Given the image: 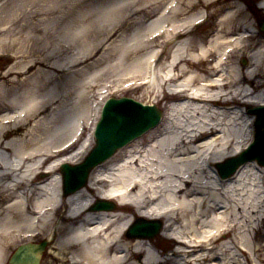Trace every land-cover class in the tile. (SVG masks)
Wrapping results in <instances>:
<instances>
[{"label":"bare ground","instance_id":"obj_1","mask_svg":"<svg viewBox=\"0 0 264 264\" xmlns=\"http://www.w3.org/2000/svg\"><path fill=\"white\" fill-rule=\"evenodd\" d=\"M27 7L42 12L36 32L0 36V50L45 42L41 61L56 58V72L30 68V58L24 80L0 81V264L42 238L47 264H264V230L254 226L264 222V171L255 161L227 179L216 171L249 143L246 109L264 105V21L248 0H8L4 17ZM112 88L161 108L162 119L64 197L59 166L92 146L101 107L83 139L91 101ZM98 199L116 207L92 209ZM138 217L163 220L169 255L156 239L128 235Z\"/></svg>","mask_w":264,"mask_h":264},{"label":"water","instance_id":"obj_2","mask_svg":"<svg viewBox=\"0 0 264 264\" xmlns=\"http://www.w3.org/2000/svg\"><path fill=\"white\" fill-rule=\"evenodd\" d=\"M261 29L264 31V23ZM248 112L256 115L254 140L239 156L218 167L222 178L232 175L241 164L248 160H256L264 166V106L250 108ZM160 118L161 112L154 106L143 105L126 97L107 100L103 106L101 118L95 127L94 147L83 162L61 166L64 196L82 188L95 166L108 159L117 149L132 139L156 126ZM113 208L114 204L105 201H98L92 207L95 210ZM160 228L161 224L158 222L138 220L129 229L128 235L151 238L159 232ZM44 248L45 242L39 246L22 245L10 257L9 262L11 264H39L36 254L42 252Z\"/></svg>","mask_w":264,"mask_h":264},{"label":"rangeland","instance_id":"obj_3","mask_svg":"<svg viewBox=\"0 0 264 264\" xmlns=\"http://www.w3.org/2000/svg\"><path fill=\"white\" fill-rule=\"evenodd\" d=\"M7 2H8V0L0 1V36H6V37H10V38L15 37V38L23 39L25 37L26 33L30 32V31L36 32L35 31V26H34L33 23H35V21L37 19H40L42 17L41 14L38 15V13L40 11H38L35 8H32V7H27V10L25 11V9L23 8V9L19 10L17 15L12 19V21H10L8 23V20H6V18L4 17V9H3V5L5 6ZM248 3L250 5H252L254 10L258 11L259 14L257 15L256 19L258 18V19H262L264 21V10L259 9L252 2V0H248ZM40 13H42V12H40ZM252 13L254 14V16H256L255 11H252ZM12 23H17L16 26H18V27H16L15 25L11 26ZM22 25H24V28L21 31H19L18 29H19L20 26L22 27ZM209 25H211L210 21L198 26V28H197L198 32L197 33L198 34L203 33L204 31H206L209 28ZM9 29H10L11 32H10V34L8 36V30ZM39 43H41V44H40V48L38 50H29L28 49L26 51L27 54L24 53L25 52L24 49H23V52L17 53V54H14V55H8V49H6V47H4L7 50L6 52H5V50H0V81H3V82L6 81L7 86H8L11 83V81L24 80L23 78L26 76L27 72H24V70L21 69V65L25 64L26 61H29L30 58H31V63L35 64V66H32L30 68L40 67V68L45 69V70L52 69V70H54V72H56L55 69L50 67V63L53 62L56 58L51 57L48 62H42L41 61V57L46 53V51L48 50V47L45 44V42H44V46L43 47L41 46L42 42L39 41ZM20 49H22V47ZM24 54L29 57V58H27V60H25L26 57L24 56ZM164 55H167V53H164ZM7 60H8V62H7ZM240 61H241L240 63H242V64L248 63L247 59L245 60L246 62H242L243 59H241ZM105 64H106V62H100V63L98 62V65H96V66H94L92 68V72H95V71L99 70ZM10 68H12V71L10 70ZM92 72L86 74V76L91 75ZM102 80H103V84H105L106 86L114 84V83L111 84V82L114 80L113 77L104 76ZM258 80H260L262 83L264 81L263 79H258ZM171 87L173 88V85ZM262 89H264V87H262ZM143 92L144 91H141V92L137 93L138 95L136 94L135 96L136 97H141V96H143ZM103 95H104L103 98L99 97V98L92 99V101H91V103H92L91 110L92 111H91V115H90V119H89L90 120V124L88 126H86V129H85V132H84V135H83V139H85L87 137V135H88V133L90 131L89 127L92 126V124L94 122V119H95V116H96V114H95L96 110L98 108L102 107V105H103V103H104V101L106 99H108V98H120V97L132 98L130 96V94L122 93L120 91H116L115 88L108 89L106 92L103 93ZM169 104H170L169 102L166 103L165 100H164V101H162L161 106L169 105ZM253 106H257V105H251V107H253ZM100 110H101V108H100ZM158 110L163 112V110H161V108L158 109ZM99 117H100V113H99ZM251 117H252V120L254 121V117L253 116H251ZM22 128L24 129L25 127L23 126ZM22 128H20V130H18V132H16V135L21 134L23 132ZM18 129H19V127H18ZM15 131H17V129H15ZM253 133H254V130H253V122H252L251 134H250V136L248 138L249 143L252 141ZM8 137H9V135H8ZM93 144L94 143H92V146H93ZM91 147L88 149V151L91 149ZM88 151L86 152V154L88 153ZM83 159H84V157L81 159V161H83ZM255 164H257V163L255 162ZM259 167H260V165H259ZM260 168L262 169V171H264V167H260ZM263 213H264V210L262 211V214ZM261 217H262V215L258 216V219L255 221L254 226L259 225L264 230V222L261 221ZM158 221H160L163 224V220L158 219ZM253 234L251 233V235H253ZM154 239L157 240L159 251L160 252H164L163 256L164 255H166V256L169 255L171 249L174 248V246H170L169 245V243H170L169 240H161L159 238V233H157L152 238V240H154ZM43 240L44 239L42 238V239H39V240H37V241H35L33 243H37L38 244V243H40ZM48 246H49V244L46 243L45 250H44L43 256H42L39 264H47V263L50 262V259H48L45 256V253L48 250ZM12 253L13 252H11V254ZM11 254L9 256H7V258L5 260V264H9V257L11 256ZM54 264H58V262H55Z\"/></svg>","mask_w":264,"mask_h":264},{"label":"snow or ice","instance_id":"obj_4","mask_svg":"<svg viewBox=\"0 0 264 264\" xmlns=\"http://www.w3.org/2000/svg\"><path fill=\"white\" fill-rule=\"evenodd\" d=\"M240 2H242L244 4H247V0H240ZM126 6L127 5H125V4H121V5H118V8H124ZM229 7H235V5H229ZM116 11H117V9H115V8L109 10V14L112 16V19L113 20L116 19V16L114 15L116 13ZM237 11H239V10H237ZM196 23H200V21H197ZM261 87H264V84H262Z\"/></svg>","mask_w":264,"mask_h":264}]
</instances>
